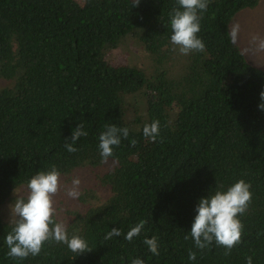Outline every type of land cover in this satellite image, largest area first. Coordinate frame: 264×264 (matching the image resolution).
<instances>
[{
  "label": "trees",
  "instance_id": "obj_1",
  "mask_svg": "<svg viewBox=\"0 0 264 264\" xmlns=\"http://www.w3.org/2000/svg\"><path fill=\"white\" fill-rule=\"evenodd\" d=\"M260 1L210 0L198 33L206 50L182 55L170 39L177 0L135 8L133 0H0V207L53 165L62 176L113 163L99 176L110 194L68 213L69 237L93 251L78 256L53 241L38 256L10 258L12 225L0 215V264H264V69L229 30ZM128 37L148 52L151 70L109 57ZM155 120L161 136L152 142L143 127ZM79 123L88 135L69 153L65 140ZM110 124L129 137L105 161L99 136ZM241 179L253 193L239 217L243 242L227 256L215 243L197 249L190 232L199 200ZM141 220V235L124 239ZM112 228L123 234L106 240ZM153 236L159 256L144 243Z\"/></svg>",
  "mask_w": 264,
  "mask_h": 264
},
{
  "label": "clouds",
  "instance_id": "obj_2",
  "mask_svg": "<svg viewBox=\"0 0 264 264\" xmlns=\"http://www.w3.org/2000/svg\"><path fill=\"white\" fill-rule=\"evenodd\" d=\"M210 0H177V7L169 13L172 30L171 43L182 55L202 53L206 45L198 36L201 31L200 20L207 11ZM141 0H133L132 8L138 7ZM240 26L236 24L230 29L232 42L236 43ZM252 42L258 50H264V39L253 36ZM259 110L264 111V91L260 92ZM83 123H79L73 130L70 138L66 139L65 148L69 153L78 149L74 146L88 133L83 130ZM143 136L152 142L161 136L160 121L155 120L143 127ZM129 137L127 127H118L114 124L105 125V130L99 136L100 155L103 160L114 156V149L119 147L122 139ZM67 141H71L68 143ZM135 145L136 141H131ZM81 180L74 177L72 186L65 188L66 195L71 199H78L81 195ZM61 173L55 165L48 171H40L27 184L28 194L16 197L11 209L10 224L12 230L6 235L5 243L9 249L7 256L23 260L29 256L41 254L46 243L56 242L64 244L78 256L93 251L88 242L78 235L69 237L67 226L58 219L55 197L61 191ZM222 187V186H221ZM251 184L241 179L230 186L226 191H216L207 197H202L196 207L197 215L192 224L190 237L195 247L203 251L213 243L226 249L224 255H230L234 247L243 242L244 224L240 216L244 215L253 199ZM147 221L141 220L124 235V239L131 242L141 235ZM123 233L119 228L112 230L105 236L106 240L119 237ZM189 239V235L185 236ZM144 243L149 251L159 256V240L157 237L145 238ZM189 260H196V252L189 251ZM248 264L252 258L247 257ZM131 264H145L140 258L132 259Z\"/></svg>",
  "mask_w": 264,
  "mask_h": 264
},
{
  "label": "rangeland",
  "instance_id": "obj_3",
  "mask_svg": "<svg viewBox=\"0 0 264 264\" xmlns=\"http://www.w3.org/2000/svg\"><path fill=\"white\" fill-rule=\"evenodd\" d=\"M236 24L240 26L236 42L242 47L248 61L264 69V50H258L257 46L252 42L253 36H259L264 39V0H261L256 7L245 9L237 14L229 30ZM109 57L121 59L126 57L148 71L151 70L152 62L148 52L130 37L126 38L117 49L111 51ZM6 84V80H0V88ZM112 165L113 163L109 161L99 168L84 167L76 169L68 175L61 176V191L55 197L56 208L59 213L58 219L60 221L67 224L70 211L84 212L97 201V198L104 200L110 194L108 188L101 186L99 176L111 168ZM74 177H79L81 180V195L78 199H71L65 193V188L72 186ZM90 192H93L94 196L89 194ZM27 194V186L15 189L11 198L0 207V215L4 221L10 222L11 209L9 206L14 203L16 197L24 196L26 198Z\"/></svg>",
  "mask_w": 264,
  "mask_h": 264
}]
</instances>
